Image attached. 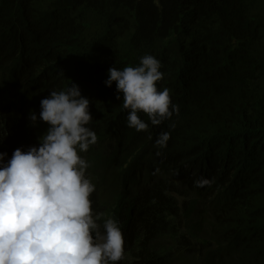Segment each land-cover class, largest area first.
Wrapping results in <instances>:
<instances>
[{
    "label": "trees",
    "instance_id": "obj_1",
    "mask_svg": "<svg viewBox=\"0 0 264 264\" xmlns=\"http://www.w3.org/2000/svg\"><path fill=\"white\" fill-rule=\"evenodd\" d=\"M146 55L179 114L139 112L137 131L105 82ZM72 83L97 135L79 152L93 216L124 236L116 264H264V0H0L3 163L40 146L49 125L30 113Z\"/></svg>",
    "mask_w": 264,
    "mask_h": 264
},
{
    "label": "clouds",
    "instance_id": "obj_2",
    "mask_svg": "<svg viewBox=\"0 0 264 264\" xmlns=\"http://www.w3.org/2000/svg\"><path fill=\"white\" fill-rule=\"evenodd\" d=\"M160 68L154 56L146 55L139 66L108 70L105 83L116 82L123 108L130 110L128 126L137 131L149 128L139 112L153 126L179 114L169 89L157 88L164 77ZM89 104L74 83L66 91H51L40 102L39 118L35 112L29 116L33 126L38 120L49 125L40 146L16 149L7 163V154L0 153V264H116L123 259L125 242L117 222L104 220L101 231L103 213L93 216L95 185L86 178L89 165L79 155L97 142L88 127ZM169 139L170 133L161 132L156 145L166 147Z\"/></svg>",
    "mask_w": 264,
    "mask_h": 264
}]
</instances>
